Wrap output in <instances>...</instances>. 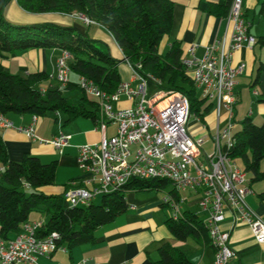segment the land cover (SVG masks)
<instances>
[{
    "label": "trees",
    "instance_id": "trees-1",
    "mask_svg": "<svg viewBox=\"0 0 264 264\" xmlns=\"http://www.w3.org/2000/svg\"><path fill=\"white\" fill-rule=\"evenodd\" d=\"M11 0H0V53L9 54L35 48L67 50L70 72L91 80L101 91L114 93L122 82L118 68L119 59L109 50L98 45L99 39L85 35L74 25L44 21L16 23L5 16ZM31 13L81 14L105 28L120 47L123 56L144 77H153L158 90H178L185 93L193 114L204 119L214 107L213 102L201 96L192 75L183 63L182 43L173 40L166 51L161 52L163 38L173 26V0H16ZM233 0L217 2L203 0L201 9L219 16H227ZM258 12L264 14V0ZM245 17V16H244ZM257 43L264 46V35ZM264 67V64L263 66ZM53 79L44 71L26 76L8 71L0 63V112L8 114L38 115L62 112L63 124L84 117L96 124L101 116L100 102L81 87L79 81L70 79L65 86L59 82L43 91L39 84ZM80 91L77 101L67 92ZM264 101V99H263ZM56 120L58 117L56 116ZM234 143L228 155L238 159L250 174V183L264 181V121L261 125L250 116L242 120L241 128L234 132ZM0 233L5 239L17 235L21 224L29 222L33 211H43L48 219L36 234L45 237L52 232L59 234L58 245L69 252L83 244L97 242L96 231L114 221L128 210L127 193L130 191L163 190L170 186L166 178H132L121 189L102 195L100 203L71 206L65 199L68 183L59 193H48L45 187L54 186L58 160L44 163L38 156L27 153L21 161L10 159L0 132ZM264 201V191L259 193ZM167 227L179 240L190 236L202 237L210 242L208 229L197 213L186 210L179 218L169 217ZM159 258L150 264H194L179 247L162 246Z\"/></svg>",
    "mask_w": 264,
    "mask_h": 264
},
{
    "label": "built area",
    "instance_id": "built-area-1",
    "mask_svg": "<svg viewBox=\"0 0 264 264\" xmlns=\"http://www.w3.org/2000/svg\"><path fill=\"white\" fill-rule=\"evenodd\" d=\"M81 15V14H80ZM88 25L93 20L81 15ZM227 18L233 22L231 37L223 36L206 48L204 57L194 54L183 58L201 96L213 102L216 109L217 132L212 135L214 152L207 153L203 146L208 141V125L193 114L188 96L178 90H157L149 96V81L153 77L141 75L131 67L134 82L122 81L114 93L101 91L91 80L80 77L79 82L88 94L98 98L101 116L97 123L103 136L99 142L78 148V166L83 176L68 183L65 199L71 206L88 205L95 197L121 189L132 178H166L176 192L167 195L164 202L173 210L174 218L183 216L181 193L193 191L200 194V211L215 249L211 264H231L236 251L230 244L231 230L223 228L227 213L239 222L249 225L255 240L264 244V220L254 213L247 203V195L253 190L247 172L228 155L234 143L233 127L237 103V77L245 64L234 65L236 50L252 47L257 38L249 32V24L243 14V0H233ZM72 55L61 50L51 78L65 86L70 80L69 60ZM258 93L257 91H254ZM125 96L131 104L119 108L116 104ZM41 117L32 116V123L17 129L36 139L35 125ZM194 120V123H192ZM226 121L223 131L220 124ZM202 123L195 132L194 124ZM109 124L115 125V133L106 135ZM15 127L7 115L0 112V128ZM71 136L63 131L55 135L51 143L59 152L69 144ZM225 141L227 150H223ZM42 223L25 222L21 231L5 239L0 233V264H38L40 257H50L57 250H67L58 245L59 234L52 232L45 237L36 232ZM78 264H101L93 259H83Z\"/></svg>",
    "mask_w": 264,
    "mask_h": 264
},
{
    "label": "crops",
    "instance_id": "crops-1",
    "mask_svg": "<svg viewBox=\"0 0 264 264\" xmlns=\"http://www.w3.org/2000/svg\"><path fill=\"white\" fill-rule=\"evenodd\" d=\"M203 0H173V26L170 34L163 40L166 42V50L173 40L182 43L183 57L190 58L194 47L196 57L202 58L206 48L215 43L223 36L231 37L233 33V22L227 16H219L201 9ZM217 2L219 0H206ZM262 0H243V14L249 24V32L258 37L264 35V14L258 12ZM79 14L61 13H31L25 11L16 0L9 1L5 16L17 23H35L51 21L65 25H74L83 30L78 20L86 26L89 36L107 40L114 43L115 53L111 54L120 60L118 68L122 81L135 82L131 67L125 62L123 53L111 34L99 25H88ZM93 28V30H92ZM93 33V34H91ZM162 40V41H163ZM161 52L163 50L160 47ZM117 52V53H116ZM61 50L55 48H35L22 52L9 54L0 53V63L14 74L26 76L32 72L44 71L49 75L54 74L55 64ZM233 64H245V69L237 77L234 126L237 131L242 126V120L250 116L255 123L264 120V46L255 43L252 47L244 46L233 54ZM54 79L43 81L39 87L45 91ZM257 91L258 93H255ZM131 102L123 96L116 104L119 108H126ZM32 114H8L7 117L13 121L15 127L0 128L3 140L7 146L10 159L21 161L25 154L30 153L38 156L42 162L49 163L58 160V172L62 167H67V175L64 183L83 176L78 167V148L82 144L99 142L102 132L97 124L90 118L80 117L68 124L63 120L51 121L43 117L35 125L36 139L28 136L24 131L17 128L27 127L32 123ZM204 122L211 129L215 124L208 122L207 114ZM223 121L220 128L223 126ZM217 126V123H216ZM60 131L71 136L69 144L63 152H59L52 145V138ZM236 132V131H235ZM115 133V125L109 124L106 135ZM237 164L243 168V164ZM242 163V162H241ZM1 169V167H0ZM81 171V172H80ZM250 180V174L247 173ZM63 182V181H62ZM68 182V183H69ZM56 183V182H55ZM253 192L247 195V203L256 215L264 220V201L259 193L264 191V181L250 183ZM63 187V186H62ZM54 186L45 187L48 193H59L63 188ZM167 191H130L127 193L129 203L128 210L119 215L114 221L101 226L96 231L97 242L83 244L69 252L68 250H57L50 257H40L38 264H78L83 259H93L101 264H150L151 260L159 258V250L166 244L181 248L194 264H211L215 260V249L199 236H190L186 240L176 238L167 227L166 220L173 216L172 208L164 202V198L171 194ZM164 190V189H163ZM185 199L182 204V214L191 210L198 214L201 219L206 215L200 211V194L193 191L181 193ZM48 219V217H47ZM47 219H39L34 216L30 223H45ZM40 220V221H39ZM234 217L231 212L227 213L223 228L231 230L230 244L236 251V257L231 264H264V244H259L248 224L239 222L234 226ZM34 264V263H20Z\"/></svg>",
    "mask_w": 264,
    "mask_h": 264
},
{
    "label": "rangeland",
    "instance_id": "rangeland-1",
    "mask_svg": "<svg viewBox=\"0 0 264 264\" xmlns=\"http://www.w3.org/2000/svg\"><path fill=\"white\" fill-rule=\"evenodd\" d=\"M78 16L80 17L81 15L79 14ZM6 18H7L9 21L13 22L14 24L17 23V22H15L14 20H10L8 17H6ZM78 24L81 26V28L84 27V29L81 30V31H82L85 35H88V33H87L86 30H85V29H86V26L84 25V23H82L81 20H80V21L78 20ZM92 30H93V28H92ZM91 34H93V33H91ZM164 40H165V39H164ZM164 40L161 42L160 47H161V49H162L163 51H166V42H165ZM113 44H114V43H110V44H109V42H108L107 40H99V41H98V45H99L101 48H103V49H105V50H109V51H111L112 53H115L116 50H115V47H114ZM116 53H117V52H116ZM54 72H55V71H54ZM70 79L75 80V81H79L80 78H79L78 75H76V74H74V73H70ZM148 83H149V88H148L149 96H152V95L154 94V92H156V91L158 90V87H157V85H156L154 82H152V81H149ZM164 91H166V90H164ZM67 95L73 97V99H74L75 101H77V100L79 99V97H80L81 94H80V91L77 90V91H74V92H67ZM28 114H30V113H28ZM56 116L58 117V120H63V121H64L65 116H64V114H63L62 112H58V114H56V113H50V114L44 116L43 118H44L45 120H47V121H51V122L54 123V120H55ZM207 120H208V122H211V123L215 124L214 127L211 129V135L208 136V141H206L205 144H204V146H203L204 150H205L207 153L211 154V153L214 152V148H215V143H214V140L212 139V135L216 134V132H217V126H216V123H217L216 109L213 108V109L207 114ZM263 121H264V120L258 122L257 124L261 125V124L263 123ZM192 123H194V120H192ZM226 125H227V123H223V126L220 128V130L223 131L224 128L226 127ZM201 127H202V123L194 124L193 126H191L190 130H191L192 132H195V131H197L198 129H200ZM235 131H237L236 126L233 127V132H235ZM92 143H93V142H92ZM82 145H83V144H82ZM222 145H223V150L226 151V150H227V146H226L225 141H222ZM237 161H238V163H239L240 165L242 164L240 160H237ZM78 167H79V166H78ZM261 169L264 170V160L261 162ZM79 170H80V169H79ZM67 172H68V171H67V167H62V168L60 169V171L58 172V176H57V180H56V186H58L59 189H60L64 184H67V183L69 182V181H68V182L64 183L65 180H62V179H65V178H66ZM80 172H81V171H80ZM62 181H63V182H62ZM169 188H170V186H169L168 188L162 190V191H167V190H169ZM101 198H102V195H100V196H98V197H95V198L93 199V202H94V203H100ZM34 216H36V218H39V219H47V215H46L43 211H36V210L33 211V212L31 213V215H30V220H32V219L34 218ZM39 221H40V220H39Z\"/></svg>",
    "mask_w": 264,
    "mask_h": 264
}]
</instances>
